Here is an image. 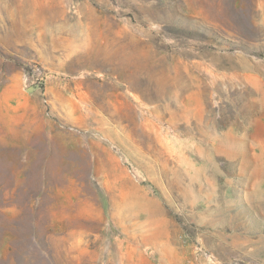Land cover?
Returning a JSON list of instances; mask_svg holds the SVG:
<instances>
[{"label":"rangeland","instance_id":"obj_1","mask_svg":"<svg viewBox=\"0 0 264 264\" xmlns=\"http://www.w3.org/2000/svg\"><path fill=\"white\" fill-rule=\"evenodd\" d=\"M0 264H264V0H0Z\"/></svg>","mask_w":264,"mask_h":264}]
</instances>
